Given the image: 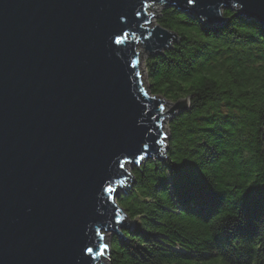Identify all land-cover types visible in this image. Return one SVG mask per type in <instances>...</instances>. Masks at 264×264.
I'll return each mask as SVG.
<instances>
[{
  "label": "water",
  "instance_id": "water-1",
  "mask_svg": "<svg viewBox=\"0 0 264 264\" xmlns=\"http://www.w3.org/2000/svg\"><path fill=\"white\" fill-rule=\"evenodd\" d=\"M185 3L156 5L214 27L225 26L230 11L264 29V0ZM139 8V0H0V264H103L106 256L90 259L86 248L95 249V230L111 245L131 229L104 189L119 190L126 178L134 185L128 166L167 159L168 144L161 156L154 143L157 101L172 106L164 132L188 109V100L172 104L144 85L149 96L139 91L131 68L136 53L140 61V49L159 57L178 40L159 25L151 28L152 15L145 28L153 34L143 38V18L134 16ZM114 37L139 43L116 45ZM144 143L146 159L125 163L143 154ZM114 208L123 224L115 222Z\"/></svg>",
  "mask_w": 264,
  "mask_h": 264
},
{
  "label": "trees",
  "instance_id": "trees-1",
  "mask_svg": "<svg viewBox=\"0 0 264 264\" xmlns=\"http://www.w3.org/2000/svg\"><path fill=\"white\" fill-rule=\"evenodd\" d=\"M224 16L214 27L161 12L178 40L147 59L149 90L172 104L187 96L188 109L168 123L165 162L135 167L117 200L136 226L113 237L110 264H264V29Z\"/></svg>",
  "mask_w": 264,
  "mask_h": 264
},
{
  "label": "snow or ice",
  "instance_id": "snow-or-ice-1",
  "mask_svg": "<svg viewBox=\"0 0 264 264\" xmlns=\"http://www.w3.org/2000/svg\"><path fill=\"white\" fill-rule=\"evenodd\" d=\"M158 2H163V0H139L140 8L135 9V11H134L135 17H142L143 18L139 22V27L142 29H145V32H147L146 36L143 33L141 34L143 36V38H145V39L151 38V35L153 34L152 30L145 28V22H147L149 24L151 23V20H149V13L146 11V9H147L149 4L152 7H155V5ZM177 2H179V0H177ZM184 5L185 6H192V8H195V7H197V0H186V3ZM151 15L155 16L156 14H155V12H153V13H151ZM173 31L177 32L180 30L174 28ZM119 35H124V33L121 32ZM128 35L134 36L135 33L130 31L128 33ZM188 36H189V38H191L192 33H188ZM113 39H114V43L116 45H124L125 43H137V44L139 43V40L127 41V39L121 40V39H118L115 37ZM139 65H140L139 53H136V59L134 62L131 63V68L135 70L133 72V75L137 78V83L139 85V91L141 93H143V96L148 97L149 92L143 86V76H142V73L139 71ZM207 80H210V81L215 80V81L219 82L220 75L218 74L216 76L207 77ZM204 81H205L204 76H198V77H196L195 81H190L188 84L185 85V87L190 88V87H192V85L194 83L200 84V83H203ZM150 99H154V98H150ZM179 99L186 101L188 99V97L184 96V97H180ZM166 110H167L166 103L163 101H157V103H156V114L152 117V119L156 121V127H157V131H156L155 136H154V143L156 145L160 146L158 151H159V154L161 156H166V148H167L166 142L168 141V135L166 132L163 131L164 124L162 123V121L165 118ZM161 137H163V138H161ZM140 152L143 154H140V155H138V157H135L131 160H126L125 163H127V164H140L147 157V153L149 152V145L147 143H144L141 146ZM125 163H120L119 167L121 169H124ZM128 176H131V173H128ZM120 187L121 188H127L128 187L127 178L120 181ZM104 191L107 194L105 197L106 201H110L113 205H115L116 201L118 199V189L116 187L111 186V184H109L104 189ZM114 217H119V219H117L115 221L116 223H118V224L124 223L125 218L121 217L119 210L115 209V208H114ZM225 219H227V216H221L218 218L217 223L222 222ZM95 235L99 238L97 244L95 245V249L92 246H86L90 259H99L100 257H105L106 254L108 253V250L110 247V245L105 242L106 237L100 229L95 230ZM94 250L96 252V255L92 256V253L94 252ZM216 264H225V262L223 260H220V261H217Z\"/></svg>",
  "mask_w": 264,
  "mask_h": 264
},
{
  "label": "rangeland",
  "instance_id": "rangeland-1",
  "mask_svg": "<svg viewBox=\"0 0 264 264\" xmlns=\"http://www.w3.org/2000/svg\"><path fill=\"white\" fill-rule=\"evenodd\" d=\"M152 8L150 10H152ZM154 8L156 9L155 11H157V12L155 13L156 14L155 15L156 17H153V20H154V21L152 20L153 21V27H151V28H154V27L158 26L157 21L159 20V18L161 16L162 10L164 9L163 7L157 6V5H155ZM151 13L152 12L149 11V15H151ZM140 53H141L140 67H141V73L143 75V85L146 88L149 89L148 79H147V71H146V62H147V59L149 58V56H147L145 54V51L143 49H140ZM171 108H172V106L169 105L167 107V110L166 111L171 110ZM168 123L165 125V129H166V132H167V135H168V138H169ZM167 144H168V142H167ZM127 170H128L129 173L132 174V171H133L132 167L128 166L127 167ZM127 184H128V187L127 188H120L118 190V193L120 194V196H121V194L126 193L133 186L132 182H130V181H128ZM130 222H131L132 227L129 230L135 229V226H136L135 222L130 221V219L127 217L125 223L126 224H130ZM109 237H111L110 234H109ZM105 262H106V264H110V253L109 254L108 253L106 254Z\"/></svg>",
  "mask_w": 264,
  "mask_h": 264
},
{
  "label": "bare ground",
  "instance_id": "bare-ground-1",
  "mask_svg": "<svg viewBox=\"0 0 264 264\" xmlns=\"http://www.w3.org/2000/svg\"><path fill=\"white\" fill-rule=\"evenodd\" d=\"M150 11H151L152 13H153V12H156L154 8H152V10H150ZM153 21H154V20H153ZM153 21H152V25H153ZM152 25H151V26H152ZM103 264H106L105 259H103Z\"/></svg>",
  "mask_w": 264,
  "mask_h": 264
}]
</instances>
